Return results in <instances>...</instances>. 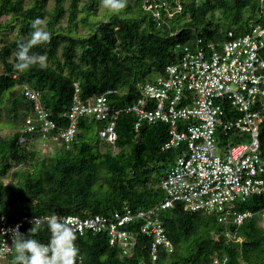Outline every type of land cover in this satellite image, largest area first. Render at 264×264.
I'll return each instance as SVG.
<instances>
[{"label": "trees", "instance_id": "16d2710c", "mask_svg": "<svg viewBox=\"0 0 264 264\" xmlns=\"http://www.w3.org/2000/svg\"><path fill=\"white\" fill-rule=\"evenodd\" d=\"M166 1L172 9L180 2L182 11L172 17L164 14L158 25L139 0H127L118 14L107 10L102 0H54L51 8L49 0H0V29L10 28L15 33L10 43L0 45V63L4 65L0 74V224H13L25 214L60 218L68 214L108 215L124 206L148 209L160 200L164 169L185 147L161 149L168 139V123H144L136 131L135 115L123 111L115 120L117 141L114 145L104 142L107 148L102 151L100 129L96 142H91L90 135L94 125L102 128L110 116L97 120L83 115L72 142L55 141L59 144L56 151L39 157L29 140L33 136L38 143L44 142L39 139L41 133L24 131L26 118L35 116L36 102L22 90L28 84L38 91L42 105L64 128L68 119L61 114L70 109L76 85L81 100L117 90L108 98L115 108H122L139 98L141 83L153 82L165 74L168 64L179 61V45L195 48L199 37L204 45L218 44L227 39L229 31L243 35L258 24L264 27V0ZM37 18L44 22L42 31L49 33L50 40L34 46L32 52L46 55L47 68L37 64L21 72L14 67V53L18 45L30 41L31 25ZM64 18L66 25L62 24ZM80 26L87 30L85 34L79 31ZM1 127H8L9 132L2 134ZM22 136L28 141L21 142ZM242 138L232 133L221 138V144H235ZM259 140L264 158V123ZM29 158L37 160L31 171L21 172L18 186L1 181L11 164ZM247 203L254 215L237 228L218 222L216 214L191 212L183 202L158 210L156 215L173 250L159 249L155 260L147 246L149 240L143 236L138 237L129 256L109 245L106 233L88 232L76 241L82 256L78 264H214L212 255L227 256V264H264V226L259 215L264 193ZM32 227L24 225L20 232L27 235ZM126 228H134V224ZM227 230L240 239L228 238ZM32 235L47 241L46 222ZM13 259L14 252L7 263L0 264H13Z\"/></svg>", "mask_w": 264, "mask_h": 264}, {"label": "built area", "instance_id": "2783aa9c", "mask_svg": "<svg viewBox=\"0 0 264 264\" xmlns=\"http://www.w3.org/2000/svg\"><path fill=\"white\" fill-rule=\"evenodd\" d=\"M139 1L158 25L164 14L172 17L182 11L180 2L172 9L166 0ZM179 48L182 52L179 61L168 64L165 74L153 82L141 83L139 98L122 108H115L108 98L117 90L108 89L105 94L81 100L76 85L70 109L61 114L68 119L64 128L42 105L38 91L24 85L22 94L36 102L35 116L26 118L24 131L32 134L39 131V139L44 141L70 143L78 131L80 117L89 115L104 120L110 116L100 128L99 138L114 145L118 139L115 120L124 111L135 115L136 131L144 123H168L169 135L162 150L185 144L182 154L164 169L160 201L148 209L124 206L108 215L62 216L73 218L71 226L77 238L88 232H103L109 245L117 247L121 255L131 256L138 237L143 236L149 240L147 246L155 260L159 249L173 250L157 211L175 202H183L191 212L216 214L218 222L233 228L254 215L247 202L264 193V158L259 140L264 123V27L258 24L243 35L229 31L227 39L218 44L204 45L199 37L195 48L189 45ZM232 133L243 137L242 140L221 144V138ZM35 140L31 136L29 144ZM20 141L28 140L22 136ZM259 215L264 219V206ZM48 216L25 214L13 224L1 223L0 262L7 263L13 252L11 230L19 225L21 231L24 225H33L34 217ZM128 224H134V228H126ZM226 235L239 239L229 230ZM212 262L227 264L228 257L212 255Z\"/></svg>", "mask_w": 264, "mask_h": 264}, {"label": "clouds", "instance_id": "9594fccd", "mask_svg": "<svg viewBox=\"0 0 264 264\" xmlns=\"http://www.w3.org/2000/svg\"><path fill=\"white\" fill-rule=\"evenodd\" d=\"M126 3L127 0H102L103 6L113 14H118L124 9ZM40 24L39 18L33 21L30 41L17 46L14 53L16 57L14 67L18 71L29 70L37 64L41 69L47 68L46 55H37L32 52L34 46L46 44L50 40L49 33L42 31ZM72 220V217L60 218L56 215L43 219L34 217L33 227L27 235L20 232V226L17 225L11 230L10 248L14 252L13 264H78L82 256L76 243L77 235L71 226ZM45 222L49 236L47 241H41L32 234ZM0 238H3L2 234Z\"/></svg>", "mask_w": 264, "mask_h": 264}, {"label": "rangeland", "instance_id": "374dc122", "mask_svg": "<svg viewBox=\"0 0 264 264\" xmlns=\"http://www.w3.org/2000/svg\"><path fill=\"white\" fill-rule=\"evenodd\" d=\"M54 5V0H49L48 2V6L51 8ZM6 18H8V16L4 17L2 22H5ZM67 21L66 18H64V20L62 21L63 25H66ZM43 26H44V22H41V26L40 28L43 30ZM13 30H10V28L8 29H0V45L1 44H8L10 43L14 37H15V33L12 32ZM79 31L83 34H85L87 32V30L85 29V27L80 26L79 27ZM8 41V42H6ZM4 72V65L2 63H0V74ZM2 120L4 119L3 117L1 118ZM100 125L97 126L94 125V133L92 135H90V140L91 142H96L97 141V132L100 129L99 127ZM9 132V128L8 127H1V133L2 134H6ZM56 142L51 140V141H44L41 143H38V140L35 141L32 145L29 144V146L31 147H36L38 149L39 152V157H41L42 155H52L55 151L56 148L58 147L59 144L55 145ZM100 149L103 151L107 148L106 143L103 142V144H100ZM55 146V147H54ZM37 160V158L31 159L29 158L26 162L23 163H13L11 164L12 166H10L9 171L6 172L3 177L1 178V181L4 184H9L11 183L13 186H18L21 182H22V171H28V170H32V165L34 164V162ZM0 161H2V159L0 158ZM163 197V195H162ZM162 197L160 199H162ZM249 204V203H248ZM260 224L264 226V219L262 218L260 221ZM241 264H247L246 262L242 261Z\"/></svg>", "mask_w": 264, "mask_h": 264}]
</instances>
